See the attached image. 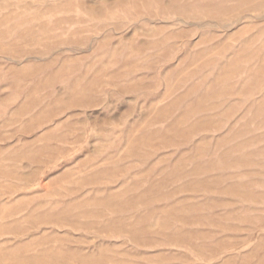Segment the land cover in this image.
Here are the masks:
<instances>
[{
	"label": "rangeland",
	"instance_id": "1",
	"mask_svg": "<svg viewBox=\"0 0 264 264\" xmlns=\"http://www.w3.org/2000/svg\"><path fill=\"white\" fill-rule=\"evenodd\" d=\"M0 264H264V0H0Z\"/></svg>",
	"mask_w": 264,
	"mask_h": 264
}]
</instances>
